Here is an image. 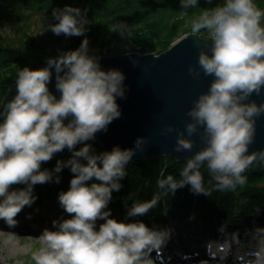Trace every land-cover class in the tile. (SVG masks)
Wrapping results in <instances>:
<instances>
[{"label": "clouds", "instance_id": "1", "mask_svg": "<svg viewBox=\"0 0 264 264\" xmlns=\"http://www.w3.org/2000/svg\"><path fill=\"white\" fill-rule=\"evenodd\" d=\"M207 2L211 4L212 0ZM198 4L199 0H181L185 14ZM52 18L57 23L49 30L57 36H84L87 31L86 10L69 6L53 9ZM262 18L264 11L254 0H224L191 21V33L205 32L204 42L211 47L200 50L198 67L190 66L189 75L197 79L202 72L214 79L186 113L191 122L185 129L168 126L162 135L177 132L174 150L178 153L191 151L194 146L185 133L188 137L199 134L204 147L187 159L179 180L161 170L156 181L161 192L148 201L134 200L127 217L146 215L162 196L174 195L186 185L196 195L234 191L246 183L244 173L251 165L264 164V151L248 154L254 142L256 118L264 115V104L246 102L264 88ZM115 28L124 35L123 24ZM88 44L85 38L78 49L48 58L47 67L19 70L17 94L10 101H0V220L9 228L15 227V217L36 200L35 185L54 179L60 183L58 175L54 178L53 171L41 170V165L67 149L71 158L58 160L54 172L69 168L73 174L69 190L58 196L60 207L71 218L54 220L55 231L43 230L36 239L40 247L31 254L34 264H155L151 253H161L172 230L150 229L140 221L118 222L107 210L113 191H120L119 181L128 174L126 166L136 151H143L146 139L138 138L135 149L121 150L117 146L100 154L86 143L94 140L96 133L106 132L108 125L121 116L116 98L125 96L124 74L115 69L102 70L98 59L89 55ZM53 68L59 99L48 88ZM78 144L84 146L76 150ZM204 165L214 182L213 189L204 186L200 171ZM93 180L99 183L89 186ZM14 185L26 187L11 190ZM98 220L104 223L97 230ZM219 231L225 236L223 242H209L206 247L212 258L223 261L240 239L239 233L227 232V224ZM6 234L9 242L16 237ZM249 235L251 247L235 259L240 264H264V228L257 227Z\"/></svg>", "mask_w": 264, "mask_h": 264}, {"label": "trees", "instance_id": "2", "mask_svg": "<svg viewBox=\"0 0 264 264\" xmlns=\"http://www.w3.org/2000/svg\"><path fill=\"white\" fill-rule=\"evenodd\" d=\"M223 2L212 0L209 4L207 0H199L198 7L188 9L185 14L181 0H0V28L12 31V36L0 40V88L7 90L17 78L18 71L24 67L38 70L48 58L78 49L85 38L89 42V55L95 57L131 52L158 55L180 36L191 33V21L203 10L222 5ZM254 3L264 11V0H254ZM66 6L86 10L89 23L85 26L87 31L84 36H57L49 30L50 25L57 23L52 18V10ZM34 17L43 21L38 34L32 31L30 25ZM261 23L263 26L264 18ZM118 24L124 25L123 36L115 32ZM119 45L121 49H117ZM86 143L92 145L95 154L106 151L97 143ZM83 146L78 144L76 150ZM71 156L72 153L65 149L54 154L51 161L42 163L41 170L53 171L54 178L57 175L60 177V183H55L54 179L53 182L35 185L33 195L36 200L15 217L18 223L23 224L24 217L44 220L49 216H64L58 209V196L62 191L69 190L73 174L69 168L62 169L60 173H55L54 169L58 160L66 162ZM183 167L170 158L138 163L131 161L126 166L127 176L119 181L122 185L120 191L112 193L107 209L111 211V217L128 218L127 211L134 200L148 201L161 192L156 184L161 170L165 171V175L172 174L179 180ZM200 171L205 188L213 189L214 182L207 166H202ZM244 175L247 177L244 185H238L234 191L213 190L210 196L196 195L190 190L191 186L186 185L174 195L162 196L158 205L146 215L129 217V223L140 221L150 229L163 230L169 226V222L180 226L193 215L194 221L199 226L207 227V230L215 220L227 224L228 233H236L237 223H253L254 228H264V164L250 166ZM25 187L14 185L11 190ZM0 223L9 228L3 220ZM249 231L243 232L242 236L250 241Z\"/></svg>", "mask_w": 264, "mask_h": 264}, {"label": "water", "instance_id": "3", "mask_svg": "<svg viewBox=\"0 0 264 264\" xmlns=\"http://www.w3.org/2000/svg\"><path fill=\"white\" fill-rule=\"evenodd\" d=\"M206 39L198 34L188 33L176 39L171 46L160 54L153 53H123L110 56H98L101 69L119 70L125 76V96L117 97L121 116L108 125L106 132L95 134L94 141L106 151L114 147L121 150L135 149V141L145 138L143 151H136L133 162L169 157L178 163H186L188 158L200 151L204 144L200 135L185 138L191 139L194 146L191 151L176 152L177 132L162 135L168 126L178 131L185 129L191 122L186 113L192 108L193 101L199 95L206 93L214 79L201 75L193 79L189 75L190 66L198 67V55L201 49L211 47ZM210 54V53H209ZM60 55L51 57L58 58ZM47 67V60L39 69ZM48 84L49 91L60 98L61 93L55 87V70ZM17 94L15 84L11 85L1 101H10ZM247 103L264 104V88L259 95L253 93ZM70 119V118H69ZM3 120L0 118V123ZM65 124L68 120L64 121ZM254 142L249 146L248 154L264 151V115L256 118ZM203 131L202 129L200 130ZM262 164L255 162L253 165Z\"/></svg>", "mask_w": 264, "mask_h": 264}, {"label": "rangeland", "instance_id": "4", "mask_svg": "<svg viewBox=\"0 0 264 264\" xmlns=\"http://www.w3.org/2000/svg\"><path fill=\"white\" fill-rule=\"evenodd\" d=\"M30 25H31L32 31L38 34L39 30L43 26V21L40 20L39 17H34L31 19ZM11 32L12 31L8 28L7 29L0 28V40L3 37L12 36ZM199 36L204 39H207L206 33L202 35L200 34ZM117 49H121V45H119ZM15 80L16 79H14V82L11 85L15 84ZM8 89L9 87H7V90ZM5 90H6L5 87L0 88V92L4 94L3 95L2 93H0V95L2 94L3 96H5L6 94ZM3 96L0 97V101L2 100ZM91 142L97 143L94 140H92ZM164 158H169V157H164ZM174 162L178 165L185 164V163H178L175 160ZM93 182H90L89 186ZM58 209H60L59 210L60 214H64L63 217L49 216L47 218H44V220H38V219L34 220L29 217H24L22 220L23 224H20L21 222H19L13 228H5L0 223V264H34V261L31 260V254L33 251H35L36 249L40 247L39 241L36 239L39 238L43 230L49 229V230L55 231L57 229L53 228V225H52V222L54 220L70 219L68 214H66L61 207H59ZM192 217H195V216L192 215ZM192 217H190V220H188V222H184L180 226L177 225L178 227L174 225V222H169L170 223L169 226H167L165 229L172 230V235L170 239H173L177 235V247H176V250H174L173 248L169 246L167 242L166 245L163 247L160 254H157L155 251H153L151 253V258L155 261V264H201L202 261H207L208 264H210V262L212 261H215V262L219 261V258L214 259L212 257L209 258V256L206 258L199 257V256H194L193 253H191L193 255H190L189 250L182 248L184 247L183 243L186 240L185 237H187V234H190L191 232L200 234V237L206 236L205 239L207 240V242L208 241L223 242V240L225 239L224 234L220 233L219 231L220 227L223 224L218 222V220H215L213 222V225L211 224V226L207 230L206 229L207 227L204 228L203 226H199ZM115 220H117L118 222H125V223H129V220L131 221L129 217L123 218L121 216H119ZM101 223H104V221L98 220V224H101ZM254 229L255 228H254L253 223H245V224L237 223L236 225V230H237L236 233L239 232L240 244L233 245V247H236L242 254L247 252L249 248L251 247L250 241L248 239H244L242 236V233L245 232L246 230H250L249 232H251ZM176 232H179V233L176 234ZM6 233H12L16 237L12 238L11 241L9 242V237ZM180 233L182 235L179 237L178 234ZM182 236H185V237H182ZM196 245H198V243H196Z\"/></svg>", "mask_w": 264, "mask_h": 264}, {"label": "bare ground", "instance_id": "5", "mask_svg": "<svg viewBox=\"0 0 264 264\" xmlns=\"http://www.w3.org/2000/svg\"><path fill=\"white\" fill-rule=\"evenodd\" d=\"M69 218H71V217L69 216ZM99 225L100 224H98V221H97V230L99 229ZM177 233H179V232H176V234ZM178 235L180 237L182 234L180 233ZM182 237H185V236H182ZM205 238H206V236L200 237V234H196L195 232H191L190 234H187V237H185L186 240L183 243L184 247H182V248H185L186 250H189V252H190L189 254L190 255L194 254V256L205 257V258L209 256V258H211V256L207 252V247H206L207 244L210 241L207 242V240ZM196 243H198V245H196ZM168 244H169V246L171 248L176 250V247H177V235L173 239H170L168 241ZM191 253H193V254H191ZM238 254L243 255L236 247H233L231 255L226 260L221 261L219 259L218 262L212 261V262H210V264H240V262H238L235 259V257Z\"/></svg>", "mask_w": 264, "mask_h": 264}]
</instances>
